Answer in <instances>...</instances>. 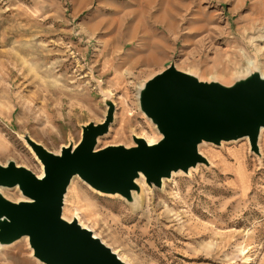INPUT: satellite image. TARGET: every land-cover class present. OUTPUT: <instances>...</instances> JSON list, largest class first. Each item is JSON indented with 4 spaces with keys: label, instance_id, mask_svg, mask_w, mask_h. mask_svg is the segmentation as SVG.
I'll list each match as a JSON object with an SVG mask.
<instances>
[{
    "label": "rangeland",
    "instance_id": "obj_1",
    "mask_svg": "<svg viewBox=\"0 0 264 264\" xmlns=\"http://www.w3.org/2000/svg\"><path fill=\"white\" fill-rule=\"evenodd\" d=\"M169 66L224 86L264 75V0H0V165L37 176L25 138L59 154L104 121L108 102L113 120L98 149L158 142L138 92ZM258 142L261 154L247 139L201 147L207 165L160 188L144 180L131 201L74 177L62 213L124 264H264V129ZM235 152L244 182L230 170ZM12 189L1 194L18 202ZM34 262L22 239L0 247V264Z\"/></svg>",
    "mask_w": 264,
    "mask_h": 264
},
{
    "label": "water",
    "instance_id": "obj_2",
    "mask_svg": "<svg viewBox=\"0 0 264 264\" xmlns=\"http://www.w3.org/2000/svg\"><path fill=\"white\" fill-rule=\"evenodd\" d=\"M138 104L161 137L152 145L133 137L131 147L97 148L113 120L110 102L104 121L83 126L76 146L63 147L59 154L25 138L43 175L38 178L13 162L0 165V188H17L24 198L11 202L0 194V246L27 237L33 258L41 264H124L75 219L62 218L71 180L78 177L96 192L131 201L140 176L149 187L160 188L172 173L207 165L198 152L202 143L219 146L246 138L257 152L264 129V76L254 70L224 86L169 66L144 83Z\"/></svg>",
    "mask_w": 264,
    "mask_h": 264
},
{
    "label": "bare ground",
    "instance_id": "obj_3",
    "mask_svg": "<svg viewBox=\"0 0 264 264\" xmlns=\"http://www.w3.org/2000/svg\"><path fill=\"white\" fill-rule=\"evenodd\" d=\"M253 65V63H248V66L250 67V66H252ZM248 67V68H249ZM254 69H255V67H254ZM261 76H264L263 74H261ZM246 139V138H245ZM98 142H99V140H98ZM147 142V144L148 145H152V144H154V142L153 141H151V140H148V141H146ZM221 145H223V144H221ZM131 146H134V145H131ZM209 147L210 146V144H207V143H202V144H200L199 146H198V152H199V154L200 155H202L203 157H204V155L200 152V149H201V147ZM261 147H260V145H259V142H258V152H259V154H261L262 152H261ZM218 153V152H217ZM216 153V154H217ZM231 154V153H230ZM222 157H223V155H221ZM227 156V155H226ZM216 157V156H215ZM232 159L235 161V163H234V169H230L231 171H233L236 175H237V177L239 178V180L240 181H242V182H244V181H246V179H247V168H246V166H245V162H244V155L242 154V152H235L233 155H232ZM37 160V159H36ZM221 160V159H220ZM37 162H39L38 160H37ZM41 165V164H40ZM197 167H195V169H196ZM193 169H191V170H189L188 171V173H187V175H189L190 174V172L192 171ZM181 172L180 171H178V172H176V173H172L171 174V177H174L175 176V174L176 175H178V174H180ZM42 175H43V172H42V166H41V172H40V174H38L37 175V177L38 178H41L42 177ZM173 175V176H172ZM163 181H165V180H162V184H163ZM136 184L137 185H139V187H140V189L141 190H143V184H144V179H143V177H139L137 180H136ZM4 189H6V188H0V194H1V191L2 190H4ZM16 188H13L12 190H15ZM93 191V190H92ZM95 192V191H94ZM95 193H97L98 195H101V196H105V197H121V196H118V195H104V194H101V193H99V192H95ZM2 195V194H1ZM3 196V195H2ZM4 197V196H3ZM24 200V198H19V200L18 201H23ZM65 200H66V197H65V199H64V205H65ZM64 208V207H63ZM62 218L63 219H65L66 221H70L69 220V218H66L64 215H63V213H62ZM72 219H75L77 222H78V224L82 227V225H81V222H79L78 221V219H77V217L73 214V216H72ZM82 228H84V227H82ZM95 238H96V236H94ZM22 240H24V241H26V242H28V239H27V237H23V238H21ZM0 247H5V246H0ZM2 255V254H1ZM118 258L120 259V257L118 256ZM121 260V259H120ZM34 264H35V262H34Z\"/></svg>",
    "mask_w": 264,
    "mask_h": 264
}]
</instances>
